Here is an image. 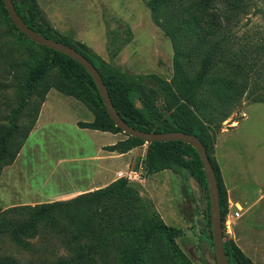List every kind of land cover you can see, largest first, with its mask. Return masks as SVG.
<instances>
[{"label": "rangeland", "instance_id": "374dc122", "mask_svg": "<svg viewBox=\"0 0 264 264\" xmlns=\"http://www.w3.org/2000/svg\"><path fill=\"white\" fill-rule=\"evenodd\" d=\"M36 1L43 18L56 27L61 37L70 43L84 45L104 60L109 68L136 84L155 88L157 85L153 78L148 77L150 75L167 82L172 80L174 44L153 21L146 5L148 0ZM208 3L210 8L207 13L194 9L170 24L175 31L174 43L182 56L183 73L188 79L196 76L201 59L210 48V13L218 14L223 24L214 36L220 45L214 54L212 78L216 74L233 73V68L227 69V64L233 61L235 55L233 33L240 41L249 37L264 43V4L261 1L208 0ZM246 3L249 6L244 10L236 8ZM171 9H163L160 17L169 16L173 11ZM184 18L189 21L185 22ZM38 20L45 28V21ZM34 23L38 25L36 21ZM199 26L202 30L195 34L191 27ZM48 54L45 48L13 28L0 5V133L2 135L3 128L13 124L21 133L30 129L13 163L0 169V212L12 207H33L72 199L95 190L92 184L97 185L94 182L101 174L106 178V186L123 178L138 188L143 198L151 201V213H157L167 226L178 230L173 240L187 264H206L205 253L213 254L214 251L212 238L205 228L209 203L205 189L189 177L187 171L175 167L153 176L158 181L155 193L146 190L147 184L143 180L150 175L143 167L147 143L134 148L136 152L133 154L120 157L118 152L107 151L106 147L114 145L110 143L117 137L119 141H124L128 138L126 134L120 132L113 135L80 128L78 123L94 119L91 110L93 100L61 68L42 70ZM53 81L68 89L74 88L78 96L56 90L51 86ZM260 81L255 77L251 79L250 86L239 97L230 91V101L224 98V93L229 91H225L220 79L215 81L214 86L205 82L197 89L193 109L202 119V126L205 123L210 127L209 138L220 128H231L239 122L238 127L231 129L222 139L225 141L223 145L230 148L223 160L225 164L220 162L225 176H228L233 160H241L243 170L250 176H264V104L254 103L258 90L253 88V84L260 85ZM44 93L46 104L43 107L44 102L41 104L40 100ZM158 105H161V98ZM244 114L246 116L240 119ZM98 146L100 154H96ZM233 150L239 154L236 157L239 159L233 157ZM131 172H139L140 180H129ZM228 199L226 194L227 214L230 212ZM240 213L232 220L229 216L227 227L224 224L226 240H232L252 263L262 264L264 241H239L245 237L246 222L244 209ZM159 242L161 253L157 257L158 262L165 264L162 257L166 250L165 242ZM31 243L32 249L25 251L8 240H0V258H9L18 264H54L65 255L53 238L43 234ZM110 257L117 258L107 253L106 258ZM0 264L10 262L2 259ZM171 264L183 262L173 256Z\"/></svg>", "mask_w": 264, "mask_h": 264}, {"label": "trees", "instance_id": "16d2710c", "mask_svg": "<svg viewBox=\"0 0 264 264\" xmlns=\"http://www.w3.org/2000/svg\"><path fill=\"white\" fill-rule=\"evenodd\" d=\"M256 1L264 4V0H248L249 3ZM12 2L21 19L29 27L48 38L72 47L95 66L108 90L115 110L128 125L146 133L182 132L194 135L201 141L216 175L224 228V219L227 214L226 190L219 167L211 156L214 135L209 138L210 127L205 123L202 126V119L193 109L195 95L197 89L205 82L210 83L208 86H214L215 81L220 79L225 91H229L224 93V98L230 101V91L239 97L250 86L251 79L255 77L261 80V84H253V88L258 90L254 103H264V43L256 42L249 37L240 41L233 33L235 55L233 61L227 64V69L233 68V73L230 71L229 74L221 76L216 74L212 78L214 54L217 46L220 45L214 36L223 24L219 21L218 14L210 13L208 15V21L211 24L209 31L211 38L208 41L210 48L207 55L201 59V67L196 76L188 79L183 73L182 56L174 43L175 31L170 24L194 9L200 13H207L210 3L208 0H148L146 5L152 13L153 21L174 44L173 78L167 82L156 75H150L148 77L153 78L157 85L153 88L136 84L134 80L109 68L104 60L84 45L70 43L61 37L43 18L36 0L20 2L12 0ZM249 3L236 8L242 11L249 6ZM0 5L8 17L2 0ZM169 7L173 10L169 16L160 17L163 9ZM39 18L40 21H45V28L40 25ZM183 20L189 21L187 18ZM35 21L38 23L37 26ZM12 26L17 30L13 23ZM191 28L195 34L202 30L201 26ZM45 30L53 32V35ZM41 47L49 53L42 70L61 68L80 88L85 89L93 100L94 107L91 108L94 114L93 121L80 122L78 126L82 129L120 133L121 130L109 119L98 91L83 67L63 54ZM249 73H251L250 77ZM47 82L52 81L47 80ZM51 86L60 92L78 96L74 88L68 89L69 87H65L58 81H53ZM45 95L46 93L40 100L41 104L44 102ZM159 98H161V105H158ZM136 101L141 103V109L136 108ZM3 130L4 133L2 135L0 133V169L2 166L13 163L30 132L29 129L21 133L16 124L4 127ZM144 144L143 141L128 136L124 141L106 147V150L124 154ZM143 167L149 174L175 167L182 168L207 192L200 158L197 152L185 143L179 141L148 143ZM152 208L151 201L143 198L138 188L130 185L126 179L119 178L103 188L84 192L69 200L47 202L33 207H12L0 212V240H8L14 246L28 251L32 249V240L38 235L51 237L65 252V255L60 256L54 264H159L157 258L161 253L159 241H164L166 247L162 253L164 263L171 264L173 256H176L183 264H187L185 257L177 251V245L173 240L178 230L167 226L161 217H157V213H151ZM205 228L211 237L209 212ZM201 230L203 231V228ZM223 245L229 264H254L245 257L232 240L227 241L225 235ZM107 253L117 258L107 259ZM2 259L9 261L10 264H18L17 261L9 258H0Z\"/></svg>", "mask_w": 264, "mask_h": 264}, {"label": "water", "instance_id": "95a60500", "mask_svg": "<svg viewBox=\"0 0 264 264\" xmlns=\"http://www.w3.org/2000/svg\"><path fill=\"white\" fill-rule=\"evenodd\" d=\"M2 2L9 19L21 34H23L26 38L36 43L37 45L44 46L48 49L63 54L83 67V69L91 77L109 119L113 122L115 127L121 130L122 133L126 134L129 137L139 139L147 144L151 142L179 141L191 146L197 152L202 163L205 182L207 186V194L209 200L208 212L210 215L211 237L214 251L213 254L206 252L204 255V260L206 264H229L223 245L224 233L221 219L219 188L215 172L207 156L205 147L201 143V141L194 135L182 132L146 133L128 125L115 110L101 75L87 58H85L81 53H79L72 47L48 38L35 31L33 28L29 27L17 13L12 0H2ZM135 106L138 109L142 108V105L139 101H136ZM189 184L192 187V183L190 182Z\"/></svg>", "mask_w": 264, "mask_h": 264}, {"label": "crops", "instance_id": "0c3cea01", "mask_svg": "<svg viewBox=\"0 0 264 264\" xmlns=\"http://www.w3.org/2000/svg\"><path fill=\"white\" fill-rule=\"evenodd\" d=\"M52 28L57 32V29L55 26L54 27L52 26ZM45 104H46V101L43 103V107L45 106ZM261 104H264V103H261ZM245 116L246 115L244 114L240 119H242ZM238 125H239V122L234 127L233 126L231 128L222 127L220 128L219 131L214 133L213 152L211 156L215 159L219 167L222 181H223V184L226 190V194L229 197L228 199L229 209H230L231 214L233 211H237L238 209H239L238 211L240 215H241L240 213L241 209H244L245 211L244 213L246 215L245 231H244L245 237L243 239H239V241H264V176L256 175L252 177L249 174H247V171L243 170V162L241 160H233L232 161L233 164H231V161H230L231 168L230 170H228V176H225L223 174L224 167L220 164V162L225 164L223 160L227 158V154L230 149V148L227 149L226 145L225 146L223 145L225 141L222 139H224L225 135H227V133L231 129L238 127ZM117 141H119L118 137H117V140L111 142L110 144H115ZM135 150L136 149H131L127 153L118 154V155L120 157L130 155L136 152ZM100 153H101V150L98 146L96 154H100ZM232 153H233L234 158L239 156L236 150H233ZM236 159H239V158H236ZM262 162H263L262 166L264 167V160H262ZM156 174L158 173L150 174L148 175L147 178L143 180L147 184V187L146 186L145 187L148 189L146 190L148 191L151 190L154 193L156 192L155 186L157 185V182H158L157 180L153 179V176L155 177ZM103 175L104 174H101L99 178L97 179V181L94 182V183H97V185L92 184V186L95 187L94 188L95 190L106 186L105 184L106 178H104ZM99 183H101V185Z\"/></svg>", "mask_w": 264, "mask_h": 264}, {"label": "built area", "instance_id": "2783aa9c", "mask_svg": "<svg viewBox=\"0 0 264 264\" xmlns=\"http://www.w3.org/2000/svg\"><path fill=\"white\" fill-rule=\"evenodd\" d=\"M130 175H132V176H129L128 177V179L129 180H134V181H139L140 180V173L139 172H131V174ZM239 210V209H238ZM233 211L232 212V214H231V212H229L227 215H226V218H225V220H224V224L226 225V227L228 226V223H229V216H231V220L233 219V218H238L239 216H240V214H239V211Z\"/></svg>", "mask_w": 264, "mask_h": 264}]
</instances>
